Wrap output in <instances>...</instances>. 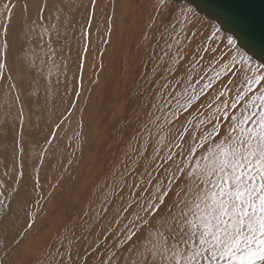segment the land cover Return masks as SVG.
Segmentation results:
<instances>
[{"label": "bare ground", "instance_id": "bare-ground-1", "mask_svg": "<svg viewBox=\"0 0 264 264\" xmlns=\"http://www.w3.org/2000/svg\"><path fill=\"white\" fill-rule=\"evenodd\" d=\"M87 1L7 0L10 6L14 7L11 13L13 20H11L7 37V54L12 50L13 52L6 61L22 49L30 50L27 51V55L32 59L34 70L44 74L48 44L52 40L57 41L59 38H66L71 34L72 19H76V14L79 11H84L86 6L91 4L90 0ZM101 1L97 0L95 8L86 10L80 19H88L89 16L92 19H110L105 39L108 43H105V47L98 53L95 52L97 40L103 36L105 29V25L101 21H98L97 32L93 35V40L90 41L92 54L103 66L104 71L100 73H106L107 76L99 85L101 75L95 77L94 83L90 85L95 87L92 98L82 95L80 100L83 102V107L78 115L77 136L72 143L71 139H69L70 141L66 140L64 134L65 144L60 148V151L72 146H75L76 149L75 154L70 158L71 165H73L70 184L80 178L88 179L90 174L93 178L85 182L84 188L76 191L74 202L79 200L80 202L77 212L70 220L71 224L51 222L46 218H43L42 221L37 219V224L33 225L31 229L32 236L22 243L20 242L18 247L10 250L7 256L9 264H35L33 261L40 256L45 258V252L54 249L60 243L63 245L66 243L67 251L71 252L78 241L87 234L91 233L96 236L110 227L129 223L137 212L136 207H140L139 203L146 193L159 195L157 185L168 183L170 173L165 171V168L171 164V161L165 163L167 155L172 154L177 164L184 160L183 154L176 155V153L186 154L190 145L198 143L197 138L205 130L211 128L204 125L210 118L215 120V117L219 115L216 108H223L221 101L231 100L236 93V89L231 85L225 87L220 84L223 75L220 79H216V73L223 72V69L221 63L212 59V56L215 55L219 58L220 52L200 54L197 46L190 42L180 45L177 42H170L172 47L169 50L168 44L164 45L159 41V36L163 35V29L157 31L154 26L162 20L166 9L157 16L156 24L145 29V34H140L135 30L134 19L140 15L145 17L146 3L149 7V1L141 4L140 0H103V4L100 5ZM0 2L5 3L6 0H0ZM40 8L45 9L42 14H39ZM0 19H7V16L0 15ZM127 19L130 21L128 22ZM94 27L93 22L91 25L88 24V32L92 31ZM238 40L240 39L235 40V47L238 51L246 54L247 51H253L241 40ZM80 46L81 42H78L77 48ZM145 46L150 47L148 55L143 51ZM220 47L226 50L224 45H220ZM80 50L84 51L83 48ZM181 50L183 59L174 55ZM0 51H4V47ZM165 52H168V55H165ZM59 55L60 53L56 51L51 63H57ZM161 56H163V62L159 60ZM147 57H149V61H146ZM251 57L255 64H264L260 62L259 55ZM10 64L16 67L19 63L11 59L8 62V67ZM89 68L90 60H86L82 56L81 70L85 72L82 73V76L86 75V78L82 80L83 84L91 79L87 74ZM166 69H170V71H165ZM14 73L9 68V86L18 90V93L21 92V89L28 90L29 86L24 85L21 88V77H15ZM149 76H152L156 82L151 83ZM165 76L167 79H164ZM109 79L110 85L109 82H106L108 84L101 87L104 81ZM210 80L215 86L209 91L205 90L203 95L195 100L191 110L188 111L189 106L182 107L187 104L189 98L198 94L199 90ZM165 84L167 87H163ZM219 87L224 88L222 91L225 93L224 97L219 96ZM7 91L6 86L0 88V98L6 97ZM22 94L20 93V95ZM121 97H129L130 101L124 113V123L114 126L112 123L120 113ZM5 103L0 99V106L2 105L1 108H4L3 114L6 112ZM75 103L76 101L74 105ZM20 110L22 113L25 112L21 106ZM75 110H78L77 103L73 112ZM195 113H198L197 116ZM26 121V118L22 121L23 130L28 127H26ZM182 121L183 127L181 126ZM61 130L64 133L63 128L59 127L54 130L52 136L59 135ZM181 132L188 138V143L183 149L176 147L177 143H184L178 139ZM21 133L24 132L21 131ZM189 133H191V137H189ZM58 142L59 138L56 137L51 143L54 145ZM99 146L105 152L102 161L97 159ZM2 147L0 145V150L3 149ZM126 152L132 157V160L137 161L135 164H132V160L125 156ZM54 153L55 151L53 154L51 153L52 157L45 156L47 161L44 164L52 166L58 162L60 157ZM122 158L125 159L127 165L132 167L130 174L125 175L123 180L120 179V172L123 171V166L120 164ZM157 165H164V167L156 171ZM62 182L63 179L58 180V185H62ZM58 185L56 194L49 197L44 205L45 217L55 213L54 199L59 192L64 191ZM129 185H139V187H129ZM114 188L115 194H113ZM151 200L152 202L149 200L145 203V208L150 203H156L153 201L154 199ZM27 205H25V213L30 210ZM72 214L71 210L68 217ZM145 215L146 213H144ZM68 217H65L64 220ZM139 223L140 220L133 223V226ZM17 227L19 226L17 225ZM50 245L52 249L49 248Z\"/></svg>", "mask_w": 264, "mask_h": 264}, {"label": "snow or ice", "instance_id": "snow-or-ice-1", "mask_svg": "<svg viewBox=\"0 0 264 264\" xmlns=\"http://www.w3.org/2000/svg\"><path fill=\"white\" fill-rule=\"evenodd\" d=\"M90 2L95 8L97 0ZM166 6L167 0H158L155 11L159 13ZM13 7L6 0L0 8V15L7 16L0 23V35L4 36V51L0 54L5 58ZM44 10L40 8L39 14ZM189 12L191 9L182 10L167 24H161L166 31L171 28L175 32L177 25L188 23ZM235 17L241 25L246 22L242 14L237 13ZM157 20L158 17L154 16L152 24H156ZM92 22L89 16L87 23L91 25ZM187 31L193 37L198 35L192 33L191 29ZM218 34L219 29H215L208 36L211 45L216 44ZM235 44V40L229 36L226 44L220 41L226 50L220 45L202 49L205 53L220 52L219 58L212 56L223 69V72L216 73V79L223 75L220 83L225 87L231 85L236 93L231 100L221 101L223 108H216L219 115L215 117V122L209 119L211 128L197 138L199 142L190 145L186 154L176 153L184 154V160L177 164L172 154L165 158V163L171 161L165 168L170 173L168 183L157 185L159 195L155 197L156 203H150L143 209L146 215L139 218L138 225L134 224L128 230L122 242L129 245V252L136 249L140 258L135 264H264V64H255L253 58L238 51ZM167 47L170 50L172 45L168 44ZM164 54L168 55V52ZM174 55L183 59L182 50ZM159 60L163 62V56ZM6 67V60H0V74ZM211 85L210 80L182 107L191 106L192 101L199 99ZM163 87H167V84ZM219 96L224 97L225 93L220 92ZM178 139L184 143H177L176 147L183 149L188 138L181 132ZM125 156L132 160L127 152ZM136 162L132 160V164ZM120 164L123 166L120 179L123 180L132 167L123 158ZM161 167L164 165H157L155 170ZM28 227L32 228L33 225L29 224ZM145 228L151 247L145 246L141 252L136 241L142 239ZM24 238H27L26 234ZM116 247L122 248V245ZM49 248L52 249V246ZM119 260L120 256L113 251L100 264H118ZM0 264H8L7 256L0 257ZM39 264L74 262L72 253L60 243L46 251L45 259Z\"/></svg>", "mask_w": 264, "mask_h": 264}, {"label": "rangeland", "instance_id": "rangeland-1", "mask_svg": "<svg viewBox=\"0 0 264 264\" xmlns=\"http://www.w3.org/2000/svg\"><path fill=\"white\" fill-rule=\"evenodd\" d=\"M146 1H149V7H147L146 3L145 17L140 15L134 19L135 30L140 34H145V29L153 26L152 18L154 16L157 17L166 9L162 17L163 21L161 20L154 26L157 31L163 29V35L159 36V41L164 45L170 42H177L179 45L190 42L197 46L200 54H203V48L220 45V41H226L229 36L234 40L239 39L233 31L225 26L221 19L204 9L194 0H167V6L162 8L159 13L155 11L158 0H140L141 4ZM101 4H103V0ZM107 7H109V4H107ZM185 9H191V12L187 13L188 23L186 25H177L175 32H172L171 28L166 31L161 22L167 24L169 20L173 19L174 15ZM5 20L0 19V23ZM87 20L72 19L71 34L66 38H59L57 41L52 40L48 44L44 74L34 70L32 59L27 55V51L30 50L25 51V49L14 53L15 56L13 55L7 60V67L0 74V88L6 86L8 90L7 96L0 98L3 103H7L4 104L6 108L5 114H3L4 108H1L2 105L0 106V145L3 146V149L0 150V202H2L0 203V257L8 256L10 250L18 247L21 241H25L32 236V228H29L28 225L37 224V219L42 221L43 218H46L47 221L68 223L70 225V220L77 212V206L80 202V200L76 201V203L74 202L76 191L84 188L85 182L93 178L92 174H90L88 179L80 178L70 184L73 167L70 158L73 157L76 149L75 146H72L60 151L61 146L65 144L63 140L64 134L66 140L70 141L69 139H71L72 143H74L77 136L78 115L83 107V102L80 100L82 95L92 98V92L95 87L90 85L94 83L95 77L99 74L101 75L99 85L107 76L106 73H100L104 71L103 66L92 54L90 41L93 40V35L97 32L98 21H101L105 25V29L103 36L97 40L95 52L98 53L105 47L110 19H92L95 27L89 32ZM127 21L129 22L130 19H127ZM187 29H191L192 33H198V35L193 37ZM215 29H219V34L216 37V44L211 45L207 38ZM1 31L2 29H0ZM78 42H81L80 48H77ZM3 47L4 39L0 35V50ZM81 48L84 49L83 52H81ZM85 48L87 49L86 51ZM56 51L60 53L58 62L51 63L53 54ZM143 51L148 55L150 47L145 46ZM12 52L7 54L6 58L0 54V60H6ZM0 53H3V51H0ZM247 55L257 56L254 51H247ZM82 56L86 60H90V68L87 74L91 79L86 84L82 83V80L86 78V75L85 77L82 76V73H85L81 70ZM11 59L18 61V66L14 67V65L10 64V67H8V62ZM146 61H149V57H147ZM260 62L264 63L262 57H260ZM9 68L15 72V77H21V88L24 85L29 86L27 87L29 88L28 90L21 89V92L18 93V90L16 91L9 86ZM149 78L151 83L155 81L152 76H149ZM106 82H109L110 85L109 79L105 80L101 87L106 86L108 84ZM214 86L212 85L206 91L211 90ZM218 91L222 92L224 88L219 87ZM20 93L23 94L20 95ZM75 101L78 104V110L73 112L76 105V103L74 105ZM129 101V97H121L120 113L112 123L114 126L124 123V113ZM194 103L195 100L192 101L188 111L192 109ZM20 106L24 108V113L20 110ZM15 112L17 116L14 115ZM197 114L195 113L196 116ZM24 118L27 120L26 127H28L23 130L21 125ZM212 122H215V120H212ZM181 126H184L183 121ZM204 126L211 127V123L208 121ZM59 127L63 128L64 133L61 130L59 135L52 136L54 130ZM21 131L24 133H21ZM56 137L59 138V142L53 145L52 143ZM89 145L91 144L89 143ZM50 149L51 152H49ZM54 151V154L60 157L58 162L52 166L44 164L47 161L46 157L48 155L51 156ZM104 157V149L99 146L97 159L102 161ZM183 157L185 158L184 154ZM60 179H63L62 185H58V180ZM166 184L165 182L164 185ZM57 185L64 191L59 192L54 199L53 209L55 213L45 217L44 205L49 197H53L58 191L56 190ZM156 196V194L146 193L139 203L140 207H136L137 212L129 223L110 227L96 236L90 233L82 237L73 251H71L74 264H85V261H87V264H100L102 260H107L113 251L120 256L118 264H135L140 258L136 249L129 252V245H124L122 242L128 230L134 227L133 223L138 222L139 218L144 216L145 203L149 200L152 202L151 199L156 201ZM25 205L30 208L26 213L24 211ZM71 210L73 214L68 217L71 214ZM65 217L68 218L64 220ZM25 234L27 238H24ZM147 237L148 231L145 228L142 239L136 241V245L141 252L145 246L151 247ZM117 245H122V248H117ZM64 247L66 248V243H64ZM103 252L104 256L102 257ZM125 257H127V260ZM44 259L40 256L33 262L39 264Z\"/></svg>", "mask_w": 264, "mask_h": 264}, {"label": "water", "instance_id": "water-1", "mask_svg": "<svg viewBox=\"0 0 264 264\" xmlns=\"http://www.w3.org/2000/svg\"><path fill=\"white\" fill-rule=\"evenodd\" d=\"M221 19L249 49L264 59V0H194ZM245 18L243 25L235 14Z\"/></svg>", "mask_w": 264, "mask_h": 264}, {"label": "crops", "instance_id": "crops-1", "mask_svg": "<svg viewBox=\"0 0 264 264\" xmlns=\"http://www.w3.org/2000/svg\"><path fill=\"white\" fill-rule=\"evenodd\" d=\"M3 4H4L3 2H0V6H3ZM92 8H93V7H92L91 4H90L89 6H86L85 10H84V11H79V12L76 14L75 18H76V19H77V18L80 19V18L84 15V13H85L86 10H88V9H89V10H92Z\"/></svg>", "mask_w": 264, "mask_h": 264}, {"label": "flooded vegetation", "instance_id": "flooded-vegetation-1", "mask_svg": "<svg viewBox=\"0 0 264 264\" xmlns=\"http://www.w3.org/2000/svg\"><path fill=\"white\" fill-rule=\"evenodd\" d=\"M15 56V55H14Z\"/></svg>", "mask_w": 264, "mask_h": 264}]
</instances>
